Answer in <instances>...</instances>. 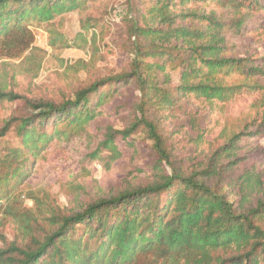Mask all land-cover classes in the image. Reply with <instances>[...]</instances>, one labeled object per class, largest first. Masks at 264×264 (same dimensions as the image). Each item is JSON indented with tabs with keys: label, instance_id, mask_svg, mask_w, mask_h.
Returning a JSON list of instances; mask_svg holds the SVG:
<instances>
[{
	"label": "trees",
	"instance_id": "trees-1",
	"mask_svg": "<svg viewBox=\"0 0 264 264\" xmlns=\"http://www.w3.org/2000/svg\"><path fill=\"white\" fill-rule=\"evenodd\" d=\"M89 1L0 0L1 55L35 48L31 19ZM127 9L131 59L121 72L81 79L59 101L0 87V101H22L0 125V264H264V167L252 157L264 152V114L231 132L220 125L228 103L264 107V55L249 54L264 45V0H127ZM111 107L128 120L108 126L93 155L106 167L121 156L118 137L144 136L153 161L143 181L31 215L20 188L42 154L90 135ZM216 126L208 154L179 156L176 133L202 144ZM13 221L19 234L8 241Z\"/></svg>",
	"mask_w": 264,
	"mask_h": 264
},
{
	"label": "rangeland",
	"instance_id": "rangeland-1",
	"mask_svg": "<svg viewBox=\"0 0 264 264\" xmlns=\"http://www.w3.org/2000/svg\"><path fill=\"white\" fill-rule=\"evenodd\" d=\"M127 15V0H90L77 10L51 19H31L35 48L20 58L0 53V87H7L28 99L59 101L81 79L121 72L131 59L124 23ZM246 48L239 49L243 55ZM249 54L264 55V45ZM126 100L121 97L115 105L123 106ZM21 103V100L0 101V125L21 107ZM110 110L95 122L90 135L79 138L71 147L54 148L42 154L39 168L33 170L20 188L25 194L22 196L25 210L31 215L39 219L52 216L57 211L75 209L108 196L127 182L143 181L144 177L137 174H146L139 170L147 171L153 161L150 143L144 136L135 135L134 144H127L118 137L116 143L121 156L110 160L106 167L93 155L105 140L106 128L122 129L128 120L127 111L116 113L112 107ZM263 114L264 107L252 108L251 101L228 103L220 114V125L223 124L227 132L235 131L246 119ZM220 128L216 126L211 132L213 135L202 144L188 142L192 139L190 134L176 133L179 156L193 158L208 154L219 140ZM9 138L13 137L9 135ZM258 140L264 147V136ZM195 143L200 145L198 150ZM100 153L109 154L103 150ZM252 157L264 167V152ZM17 225L18 222L13 221L5 228L8 241L18 236Z\"/></svg>",
	"mask_w": 264,
	"mask_h": 264
}]
</instances>
